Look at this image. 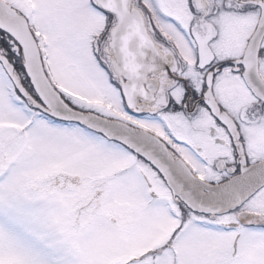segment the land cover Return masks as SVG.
I'll use <instances>...</instances> for the list:
<instances>
[{
  "label": "snow or ice",
  "instance_id": "obj_1",
  "mask_svg": "<svg viewBox=\"0 0 264 264\" xmlns=\"http://www.w3.org/2000/svg\"><path fill=\"white\" fill-rule=\"evenodd\" d=\"M0 264H264V0H0Z\"/></svg>",
  "mask_w": 264,
  "mask_h": 264
}]
</instances>
